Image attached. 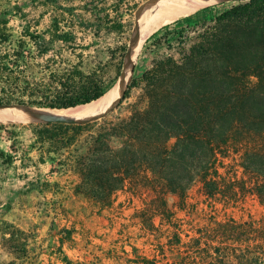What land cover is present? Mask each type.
Masks as SVG:
<instances>
[{"label":"trees","instance_id":"trees-1","mask_svg":"<svg viewBox=\"0 0 264 264\" xmlns=\"http://www.w3.org/2000/svg\"><path fill=\"white\" fill-rule=\"evenodd\" d=\"M123 1L113 0L112 10L117 12ZM48 3L42 1L41 16L49 12ZM89 6L83 11L86 19L58 5L49 27L38 31L39 22L26 25L17 39L8 17L22 18V9L0 11V105L68 109L109 91L127 47L109 49L108 61L95 64L78 51L76 41L87 33L118 34L123 25L111 11ZM147 43L176 53L153 59L130 81L118 105L99 119L83 125L35 124V145L78 177L74 194L109 205L115 193L140 185L152 193L142 214L166 217L174 228L166 197L175 195L183 206L195 181L214 204L233 200L234 182L220 170L227 156L221 145L234 143L242 148L240 167L252 176L249 189L264 208V0H237L218 13L212 6L202 8L159 29ZM116 55V72L109 77ZM133 90L139 96L128 114L114 115ZM0 159L13 162L1 150ZM175 229L168 240L170 249H180L175 264H264V216L241 222L213 219L185 241ZM0 234L11 252L27 253L25 233L1 224ZM59 234L61 253L71 232Z\"/></svg>","mask_w":264,"mask_h":264},{"label":"rangeland","instance_id":"rangeland-1","mask_svg":"<svg viewBox=\"0 0 264 264\" xmlns=\"http://www.w3.org/2000/svg\"><path fill=\"white\" fill-rule=\"evenodd\" d=\"M40 1L44 0H0V11L10 10L14 4L22 7V18L14 14L8 17L11 27L15 29L18 25L24 26L27 21H31L30 17L24 19V9L40 5ZM157 1L124 0L117 12L112 10L113 0H49L48 4L53 10L58 5L75 9L78 14L85 15L86 19H89V16L83 11L93 4L100 9L111 11L112 17L121 21L123 29L118 34L107 35L102 31L97 37H93L90 33L78 35L75 47H78V51L81 49L84 52L87 60L96 64L108 61L109 49L128 46L138 13L146 5H156L159 3ZM236 2L237 0H228L210 6L218 13ZM188 16L175 19L174 22ZM50 23L51 16H48L43 19L42 27ZM166 25L161 26L154 33ZM14 36L17 34L14 33ZM85 47L88 49L84 50ZM56 48H59V45H56ZM26 50L33 52L32 47ZM167 53L175 55L176 52H167L165 48H154L152 43H144L127 83L129 84L134 77L139 76L149 67L153 59ZM118 59L119 56L116 55V60L109 65V77L115 75ZM138 96L137 90L131 91L129 97L113 111V114L126 116L130 106L138 100ZM34 125L0 124V149H6L9 155L10 149L17 151L21 149L20 144L24 143V151L27 150L33 143L31 135L36 128ZM221 147L226 150L227 156L222 159L224 168L220 172L234 182L236 195L227 204H214L205 196L198 181L188 189L183 206L179 204L175 195L169 194L166 203L171 215L168 217L171 218L174 228L169 226L166 217L151 219L149 212L142 214V210L148 208L147 204L152 198V193L140 185H130L115 193L109 205H102L83 195L74 194V187L79 181L68 167L60 168L52 164L50 168L40 169L36 174L31 169L25 170L30 166L26 162L24 172L16 173L14 169L9 170L10 167L4 166L0 159V220L26 231L28 243L26 254L14 253L9 248H5V242L0 237V264H66L62 257H66L70 264H140L141 257L154 260L155 264H175L178 262L180 249L172 250L168 247L170 246L168 240L173 236L175 228L180 231L181 238L185 241L187 235H193L196 229H200L213 219L232 218L238 222L249 219L259 220L264 216V208L249 189L248 183L252 176L240 167L241 146L229 143ZM53 172L55 174H52ZM49 181L57 183V186L46 185L52 183ZM52 191L57 194L54 199L50 196ZM40 196L43 197L42 200L39 199ZM53 209L57 215L52 216ZM49 215L55 219L54 231L57 232L60 228L71 232L69 238L68 236L64 238L70 249H61V253L57 249L49 252L47 247L41 248V245H37L38 235L47 227ZM43 218L45 221H41ZM150 221L153 228L150 226Z\"/></svg>","mask_w":264,"mask_h":264},{"label":"bare ground","instance_id":"bare-ground-1","mask_svg":"<svg viewBox=\"0 0 264 264\" xmlns=\"http://www.w3.org/2000/svg\"><path fill=\"white\" fill-rule=\"evenodd\" d=\"M227 0H158L156 5L150 6L142 18V26L138 32L133 50L127 56V65L124 79H119L117 83L100 99L91 102L84 106H78L68 109H33L26 107H2L0 108V120L6 121L9 116L24 114V113H48L58 115L66 120H81L89 119L93 116L102 114L106 111L114 101L120 96L122 87L128 82L131 77V71L139 52L155 30L169 22H174L175 19L191 15L194 11L214 5Z\"/></svg>","mask_w":264,"mask_h":264},{"label":"crops","instance_id":"crops-1","mask_svg":"<svg viewBox=\"0 0 264 264\" xmlns=\"http://www.w3.org/2000/svg\"><path fill=\"white\" fill-rule=\"evenodd\" d=\"M40 2H41V3H39L40 5L37 4V5L31 6L30 9H24V19H27L28 17L32 18L31 21L30 22L27 21V24H25L24 26H26V25L33 26L35 22H39V25L37 27L38 31H40L42 29H46L47 27H49L50 24L48 26H46V27H42V21H43L44 18H46L48 16L52 17L53 14H51V13H54L53 9H50L52 7L47 5V8H48L47 10L49 12L47 14L41 16L44 13V11H45V9H44L45 6L42 4V1H40ZM15 7H18V8L22 9V7H20L18 4L17 5H15V4L12 5L10 7V9H13ZM27 8H29V7H27ZM22 13H23V9H22ZM51 21H52V19H51ZM8 25L10 27L12 26L11 25V21H9ZM24 26L23 25H20V26L18 25V27L15 28V29L13 27H11L13 36H14V33L17 34V36H14V39L19 38V34L22 31V28ZM31 136H32L31 140H32L33 143L31 145V147H28L27 150L24 151V143L20 144V148L21 149H17V151H12V149H10L9 155L13 156V162L11 164H5V163L2 162V159H1V162L3 163L4 166L10 167L9 170L14 169L16 171V173L19 172V171L24 172V166H26V165H24V163L28 162L30 166L26 167L25 170L28 171V170L31 169L33 173L37 174V172H39L40 169L44 170L46 168H50V166H52V164L57 165L55 162L50 161L49 159H47V157H46V155L44 153V150L38 148L35 145L36 138L34 136V133H32ZM1 151H3L5 155H7L6 149L5 150H1ZM40 157H41V159L44 160V162H41L39 160ZM52 174H55V173L53 172ZM49 182H52V183H47L46 185H48L50 187H54V186H52L53 181H49ZM50 196L52 197V199H54V198H56L55 196H57V194L54 191H52V192H50ZM39 199L42 200L43 197L40 196ZM47 199H48V197H47ZM48 201H49V199H48ZM23 207H24V204H23ZM54 211L55 210L53 209L52 216H54L56 214ZM34 212H36V211H34ZM49 216L50 217L47 218V219H49V221L47 222V227L43 228L42 229L43 233L38 235L37 239H39V242L37 243V245L38 246L41 245V248H46L47 247L49 249V252H50L52 250L58 249V247H59V239H60L59 231L61 229L58 228L57 232L53 230V228L55 226V224H54L55 219L52 218L51 215H49ZM41 221H45V218L41 219ZM1 224L5 225L6 223H3L0 220V225ZM11 224H13V223H11ZM11 226H13V225H11ZM18 230L22 231L23 233L26 232V231H23L20 228ZM25 235H26V233H25ZM0 237L2 238L1 234H0ZM5 248L6 249L8 248L6 243H5ZM27 249H28V243H27ZM61 249L62 250H66V249H70V248H68V245L66 243H64L62 245Z\"/></svg>","mask_w":264,"mask_h":264},{"label":"water","instance_id":"water-1","mask_svg":"<svg viewBox=\"0 0 264 264\" xmlns=\"http://www.w3.org/2000/svg\"><path fill=\"white\" fill-rule=\"evenodd\" d=\"M152 5H146L144 8H142V10L138 13V17L134 23L133 26V30L129 39V44L127 46V51L126 54L124 56L123 59V63H122V67H121V71L120 74L117 78V80L119 79H124V75H125V71H126V65H127V56L131 54L138 32L142 26V18H143V14L145 13V11ZM133 73V69L131 71V75ZM128 86V83H126L123 87H122V91L120 92V96L118 97V99L116 101H114L112 103V105L106 110L104 111L102 114L93 116L89 119H81V120H66L58 115H53V114H48V113H34V112H30V113H24V114H17V115H12L9 116L8 119L6 121H2L0 120V124H11V125H30V124H49V123H63V124H78V125H82L88 121H92V120H96L99 119L100 117H102L104 114L108 113L109 111H111L112 109H114L118 103L120 102L124 91L126 90ZM24 107V106H18V105H0V108L2 107ZM28 108V107H26Z\"/></svg>","mask_w":264,"mask_h":264}]
</instances>
